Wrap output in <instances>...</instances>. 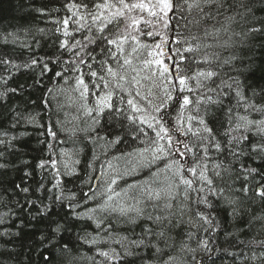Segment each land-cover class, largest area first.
Returning <instances> with one entry per match:
<instances>
[{"label": "snow or ice", "instance_id": "obj_1", "mask_svg": "<svg viewBox=\"0 0 264 264\" xmlns=\"http://www.w3.org/2000/svg\"><path fill=\"white\" fill-rule=\"evenodd\" d=\"M32 11L0 30V264H264V0Z\"/></svg>", "mask_w": 264, "mask_h": 264}, {"label": "trees", "instance_id": "obj_2", "mask_svg": "<svg viewBox=\"0 0 264 264\" xmlns=\"http://www.w3.org/2000/svg\"><path fill=\"white\" fill-rule=\"evenodd\" d=\"M46 0H0V30L12 31L20 26H27L31 24H37L41 27H46L42 23L41 18L32 11L35 8L44 6ZM264 14V13H262ZM50 50V49H46ZM0 51L11 52V48H5L0 46ZM18 53V50H17ZM17 53H12L16 55ZM256 63L258 66L264 67V49H258L255 53ZM253 81L258 84H264V72H256L252 77ZM31 83L29 76L25 73H21L13 83ZM27 95V94H26ZM40 95L39 91H34L32 93V98L35 99ZM31 146H35L34 138L31 141ZM35 154V153H33ZM20 175L22 174H12L11 178L15 179L17 182L20 180ZM5 177L4 179H8ZM30 229H25V235L17 241V252L21 253L19 256L20 261H25V253L27 252V246L31 243V239L28 235ZM224 264H228L227 261Z\"/></svg>", "mask_w": 264, "mask_h": 264}]
</instances>
